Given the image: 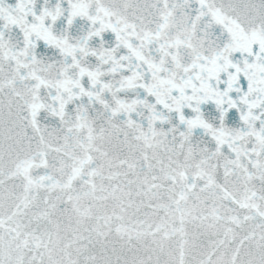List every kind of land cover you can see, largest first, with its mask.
I'll use <instances>...</instances> for the list:
<instances>
[{"label": "snow or ice", "instance_id": "1", "mask_svg": "<svg viewBox=\"0 0 264 264\" xmlns=\"http://www.w3.org/2000/svg\"><path fill=\"white\" fill-rule=\"evenodd\" d=\"M0 264H264V0H0Z\"/></svg>", "mask_w": 264, "mask_h": 264}]
</instances>
